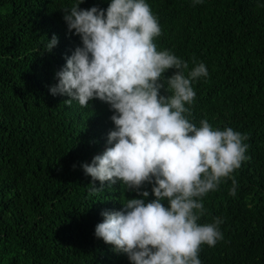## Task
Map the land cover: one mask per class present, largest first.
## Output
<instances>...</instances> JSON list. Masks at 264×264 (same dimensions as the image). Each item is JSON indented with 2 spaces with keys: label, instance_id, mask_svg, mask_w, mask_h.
I'll return each mask as SVG.
<instances>
[{
  "label": "trees",
  "instance_id": "16d2710c",
  "mask_svg": "<svg viewBox=\"0 0 264 264\" xmlns=\"http://www.w3.org/2000/svg\"><path fill=\"white\" fill-rule=\"evenodd\" d=\"M77 2L0 0V264H129L94 231L103 211H120L125 199L141 197L120 181L93 192L91 185L101 183L82 169L109 147L114 113L99 100L68 106L67 96L49 92L81 46L62 12ZM110 2L85 0L79 7L106 10ZM145 3L161 28L157 50H169L189 70L195 62L208 71L191 82L196 95L185 105L188 119L248 137V159L231 174L235 195L232 179L223 178L200 198L206 212L198 223L220 218L223 239L201 245L198 258L202 264H264V0ZM53 35L58 43L49 52ZM151 188L140 189L149 192L146 203L154 199Z\"/></svg>",
  "mask_w": 264,
  "mask_h": 264
},
{
  "label": "clouds",
  "instance_id": "9594fccd",
  "mask_svg": "<svg viewBox=\"0 0 264 264\" xmlns=\"http://www.w3.org/2000/svg\"><path fill=\"white\" fill-rule=\"evenodd\" d=\"M84 2L62 10L81 46L66 58L49 92L67 96L68 106L73 100L82 107L92 100L109 106V147L82 169L101 183L99 189L91 185L93 192L103 191L104 182L120 181L141 197L125 199L120 211H103L94 235L125 254L129 264H202L201 245L214 247L223 235L220 218L198 223L206 212L200 198L217 190L223 178L232 179L235 195L231 174L248 159V137L232 128L214 129L207 119L199 127L188 119L185 105L196 95L191 82L208 71L195 62L189 70L169 50H157L153 41L161 28L145 0H111L106 10L81 9ZM57 43L53 35L46 51ZM169 69L174 74L165 78ZM145 184L152 185L154 197L147 203L149 192L140 191Z\"/></svg>",
  "mask_w": 264,
  "mask_h": 264
}]
</instances>
